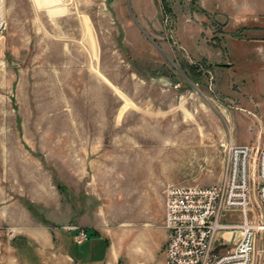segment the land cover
Masks as SVG:
<instances>
[{
	"label": "rangeland",
	"instance_id": "1",
	"mask_svg": "<svg viewBox=\"0 0 264 264\" xmlns=\"http://www.w3.org/2000/svg\"><path fill=\"white\" fill-rule=\"evenodd\" d=\"M0 17V261L5 244L27 248L31 215L73 228L88 153L198 186L226 180L230 145L264 147V15L197 0H0ZM247 210L264 221L254 190Z\"/></svg>",
	"mask_w": 264,
	"mask_h": 264
},
{
	"label": "crops",
	"instance_id": "2",
	"mask_svg": "<svg viewBox=\"0 0 264 264\" xmlns=\"http://www.w3.org/2000/svg\"><path fill=\"white\" fill-rule=\"evenodd\" d=\"M197 2L201 9L220 14L264 15V0ZM260 43L253 42L264 44ZM110 156L88 153L87 198L70 206L73 228L47 225L29 216L21 227L27 248L8 252L5 244L2 264H167L166 192L175 185L160 177L142 179L137 168L111 166Z\"/></svg>",
	"mask_w": 264,
	"mask_h": 264
},
{
	"label": "built area",
	"instance_id": "3",
	"mask_svg": "<svg viewBox=\"0 0 264 264\" xmlns=\"http://www.w3.org/2000/svg\"><path fill=\"white\" fill-rule=\"evenodd\" d=\"M4 27L0 17V36ZM253 190L264 210V147L251 144L229 146V171L222 183L170 187L167 264H264V242L256 249L264 221L253 226L247 213ZM237 212L243 220H229Z\"/></svg>",
	"mask_w": 264,
	"mask_h": 264
}]
</instances>
